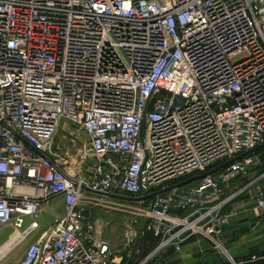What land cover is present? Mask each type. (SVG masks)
<instances>
[{
  "label": "built area",
  "instance_id": "built-area-1",
  "mask_svg": "<svg viewBox=\"0 0 264 264\" xmlns=\"http://www.w3.org/2000/svg\"><path fill=\"white\" fill-rule=\"evenodd\" d=\"M66 121L95 160L74 174L49 154ZM263 143L264 0H0V230L16 233L10 250L40 228L33 219L21 229L24 217L62 201L15 264H146L196 231L227 252L216 228L231 197L220 199L214 174L246 175L255 152L146 196ZM256 206L264 212V198ZM101 207H135L139 231L103 237L106 222L91 212ZM146 232L158 242L142 255Z\"/></svg>",
  "mask_w": 264,
  "mask_h": 264
},
{
  "label": "rangeland",
  "instance_id": "rangeland-1",
  "mask_svg": "<svg viewBox=\"0 0 264 264\" xmlns=\"http://www.w3.org/2000/svg\"><path fill=\"white\" fill-rule=\"evenodd\" d=\"M84 140H85V135L81 130V128L67 121L61 122L60 125L58 126L56 134L51 140V145H50L51 148L49 150V154L62 166H67L66 171L68 173L74 174L78 172L80 169H82L84 163L92 164V165L95 163V160L91 158V156H84V153L86 154L87 152L84 150L81 144ZM248 166H250V168L246 175L234 176L231 179L223 180L224 176L226 175L223 173L214 174V177H216L221 183L220 199H224L227 197H231V199H236L237 197L239 198L240 196H243L247 193H251L250 195H254L252 196V198H254V202L256 204L258 198H264V147L259 149L255 153V158L253 159L252 163ZM110 200H112V202L117 204H123L127 206L135 205L133 203H128V202L126 203L124 200H120V199L112 198ZM228 203L229 201L221 208L220 212H222L225 209ZM129 211L130 212H122L121 209L111 210L108 209V207H101L98 209L91 210L95 218L101 219V221L106 222V224H103L102 227H100L99 229L103 237L106 238H117L127 228H132L135 231V233L139 231L141 227V222L138 216L135 213H133L136 211V208L133 207L132 210L133 212H131V210ZM179 212L183 214L186 213L184 211L182 212V210ZM58 215H60L58 205L56 206L50 205L46 209H44L40 214H37V216L35 217H30V216L24 217L23 227L21 229L28 226V224L33 219H36L39 222L40 228L36 230V232L34 231L33 233L29 234L21 244H19L14 249L8 251L2 258H0V264H15L19 260L23 250L30 243V241H32L33 238L41 230L46 228V226L49 223L53 222L55 217H57ZM188 221L192 222L191 219H188ZM11 231L12 229H6V228L0 230V244L9 237ZM148 233L149 232L145 234ZM145 234L141 237V241H140L141 243L144 241ZM185 234L187 235L185 240L182 242V249L180 252L178 253L166 252L164 254H155L150 258V260L146 264H196L193 261L192 262L186 261L187 263L186 262L184 263L183 261L184 259L182 258V256L179 255L184 254L183 247L185 248V246L187 245L188 242H190L193 236H198V237L200 236L203 238L206 236L202 235L201 231L185 233ZM157 242L158 241H156V244ZM217 242L221 243L219 240H217ZM132 244L133 241L130 245ZM211 245L214 248L215 244L212 243ZM154 247L155 246H153V248ZM214 251L217 252L220 256H222L223 262L225 263L229 262L228 258H232L236 262L245 260V258L235 256L230 251L227 250H226L227 252H225L217 248L214 249ZM141 252H143V250ZM149 253L150 252L146 253L145 255H148ZM197 256L199 257L200 255ZM117 259L120 262L124 263L125 252L123 253L122 251H120L118 253Z\"/></svg>",
  "mask_w": 264,
  "mask_h": 264
},
{
  "label": "crops",
  "instance_id": "crops-1",
  "mask_svg": "<svg viewBox=\"0 0 264 264\" xmlns=\"http://www.w3.org/2000/svg\"><path fill=\"white\" fill-rule=\"evenodd\" d=\"M62 167L66 170L67 166ZM250 194L231 199L223 210L229 214L228 222L216 228V238L225 246V249L235 256L245 258V260L251 259L253 256L264 255V212L256 206L254 198H252L254 195ZM50 205H58L61 214L62 201L60 197L52 199L44 209ZM5 228L12 229L10 226ZM13 234L12 229L9 237L0 244V251ZM211 244V241L206 238L193 236L185 248L183 247L184 254L179 256H182L184 263L193 261L196 264H224L222 256L214 251Z\"/></svg>",
  "mask_w": 264,
  "mask_h": 264
},
{
  "label": "water",
  "instance_id": "water-1",
  "mask_svg": "<svg viewBox=\"0 0 264 264\" xmlns=\"http://www.w3.org/2000/svg\"><path fill=\"white\" fill-rule=\"evenodd\" d=\"M263 147H264V143L261 144V145H259V146L256 147V148H254V149H252V150L246 152V153H243V154H241V155L235 157L234 159H232V160H230V161H228V162H226V163H224V164H221L218 168H216V169H214V170H212V171H209V172H206V173H203V174H199V175H196V176L190 177V178H188V179H186V180H184V181L179 182L178 184H176V185H174V186H172V187H170V188H166V189H164V190H161V191H158V192L152 193V194L146 196V198H148V197H152V196H154V195L157 194V193L165 192V191H167V190H169V189H171V188H173V187H178V186H182V185L188 184V183H190V182H192V181H195V180H197V179H199V178H201V177H204V176H206V175H208V174L214 173L216 170L222 168L223 166H226L227 164H230V163H232L233 161L238 160V159L242 158L243 156L248 155V154H250V153H252V152H256L257 150H259V149H261V148H263ZM99 194L104 195V196H109V197H111V198H115V199H120V200L133 201V200L135 199V198H127V197L118 196V195H112V194H107V193H99ZM224 264H225V263H224ZM231 264H232V263H231ZM235 264H264V255L259 256V257H256V258H251V259H247V260H243V261H238V262H236Z\"/></svg>",
  "mask_w": 264,
  "mask_h": 264
},
{
  "label": "trees",
  "instance_id": "trees-1",
  "mask_svg": "<svg viewBox=\"0 0 264 264\" xmlns=\"http://www.w3.org/2000/svg\"><path fill=\"white\" fill-rule=\"evenodd\" d=\"M147 233V232H146ZM144 240L147 242L143 246V252L142 255H145L153 246L156 245L157 238H154L152 234H145ZM167 252H173L172 250H168Z\"/></svg>",
  "mask_w": 264,
  "mask_h": 264
},
{
  "label": "bare ground",
  "instance_id": "bare-ground-1",
  "mask_svg": "<svg viewBox=\"0 0 264 264\" xmlns=\"http://www.w3.org/2000/svg\"><path fill=\"white\" fill-rule=\"evenodd\" d=\"M14 238H15V234L1 247L0 258H2L10 250L15 240Z\"/></svg>",
  "mask_w": 264,
  "mask_h": 264
}]
</instances>
